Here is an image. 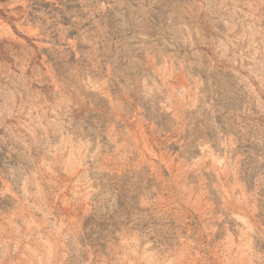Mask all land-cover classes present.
<instances>
[{
	"label": "rangeland",
	"instance_id": "rangeland-1",
	"mask_svg": "<svg viewBox=\"0 0 264 264\" xmlns=\"http://www.w3.org/2000/svg\"><path fill=\"white\" fill-rule=\"evenodd\" d=\"M0 264H264V0H0Z\"/></svg>",
	"mask_w": 264,
	"mask_h": 264
}]
</instances>
